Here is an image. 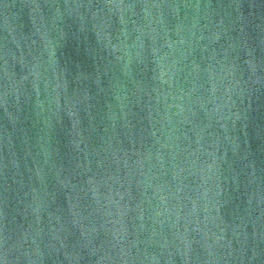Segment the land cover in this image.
<instances>
[{
    "label": "water",
    "instance_id": "1",
    "mask_svg": "<svg viewBox=\"0 0 264 264\" xmlns=\"http://www.w3.org/2000/svg\"><path fill=\"white\" fill-rule=\"evenodd\" d=\"M0 264H264V0H0Z\"/></svg>",
    "mask_w": 264,
    "mask_h": 264
}]
</instances>
